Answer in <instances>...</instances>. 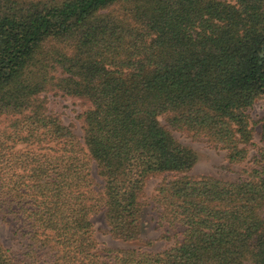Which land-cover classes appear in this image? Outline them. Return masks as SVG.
<instances>
[{"label":"trees","instance_id":"trees-1","mask_svg":"<svg viewBox=\"0 0 264 264\" xmlns=\"http://www.w3.org/2000/svg\"><path fill=\"white\" fill-rule=\"evenodd\" d=\"M51 92L88 104L84 144ZM259 100L264 0H0V211L27 243L18 260L0 241V264H264V168L182 175L198 157L171 131L243 162L256 125L264 144L248 112ZM164 174L177 177L155 203L184 239L100 250L93 216L139 240L146 181Z\"/></svg>","mask_w":264,"mask_h":264},{"label":"rangeland","instance_id":"rangeland-1","mask_svg":"<svg viewBox=\"0 0 264 264\" xmlns=\"http://www.w3.org/2000/svg\"><path fill=\"white\" fill-rule=\"evenodd\" d=\"M48 109L59 117L64 125L72 128L75 135L84 144V124L80 116L88 108L85 101L78 98L62 97L51 92L46 95ZM253 122H258L264 117V102L257 101L249 109ZM161 122L167 125L166 118ZM8 123L5 117H0V128ZM174 138L183 146L191 148L198 157L195 166L182 174L189 177L209 176L226 181H237L244 176L246 171L264 168V144L261 142L260 125H256L254 139L248 146L249 156L243 162L230 163L227 152L222 150L206 139L195 138L193 134L171 130ZM94 176L98 183L97 190H101L103 179L99 170L94 165ZM177 177L176 174H164L151 176L146 181L142 214V233L140 239L125 242L110 234L105 212L93 216L92 222L95 230V239L100 250L104 249H141L147 252H163L184 239L185 227L181 225L171 226L162 219L163 210L155 203L157 189L165 182ZM17 221L14 216L0 211V241L4 247L16 259H23L27 243L17 233Z\"/></svg>","mask_w":264,"mask_h":264}]
</instances>
